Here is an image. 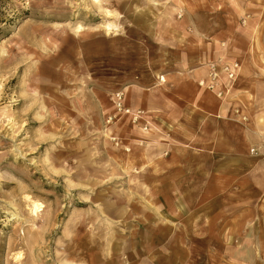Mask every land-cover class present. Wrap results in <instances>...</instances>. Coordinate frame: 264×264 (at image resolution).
<instances>
[{"label":"rangeland","instance_id":"rangeland-1","mask_svg":"<svg viewBox=\"0 0 264 264\" xmlns=\"http://www.w3.org/2000/svg\"><path fill=\"white\" fill-rule=\"evenodd\" d=\"M0 264H264V0H0Z\"/></svg>","mask_w":264,"mask_h":264},{"label":"built area","instance_id":"built-area-1","mask_svg":"<svg viewBox=\"0 0 264 264\" xmlns=\"http://www.w3.org/2000/svg\"><path fill=\"white\" fill-rule=\"evenodd\" d=\"M235 66H237L236 64H233V65H226V67L224 68L227 72V76L228 78H233L234 77V72H235ZM216 71H215V67L213 64L210 65V75H208L209 79L208 81H210V84L207 85V88H210L212 89L214 86H215V79H216ZM201 84H203V81H201ZM116 100H117V107L119 109L122 108L121 106V96L122 94L121 93H116Z\"/></svg>","mask_w":264,"mask_h":264},{"label":"bare ground","instance_id":"bare-ground-1","mask_svg":"<svg viewBox=\"0 0 264 264\" xmlns=\"http://www.w3.org/2000/svg\"><path fill=\"white\" fill-rule=\"evenodd\" d=\"M94 1V0H93ZM41 203L37 202V201H32L31 202V208H30V211L34 214L37 213V211H40L41 210ZM20 256L18 255L17 258H19Z\"/></svg>","mask_w":264,"mask_h":264}]
</instances>
